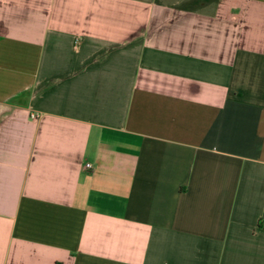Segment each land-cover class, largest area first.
Instances as JSON below:
<instances>
[{"label": "crops", "instance_id": "1", "mask_svg": "<svg viewBox=\"0 0 264 264\" xmlns=\"http://www.w3.org/2000/svg\"><path fill=\"white\" fill-rule=\"evenodd\" d=\"M0 264H264V0H0Z\"/></svg>", "mask_w": 264, "mask_h": 264}, {"label": "built area", "instance_id": "2", "mask_svg": "<svg viewBox=\"0 0 264 264\" xmlns=\"http://www.w3.org/2000/svg\"><path fill=\"white\" fill-rule=\"evenodd\" d=\"M31 118H33V119H36L37 118V114H35V113H31ZM86 167H90V164L89 163H86Z\"/></svg>", "mask_w": 264, "mask_h": 264}]
</instances>
